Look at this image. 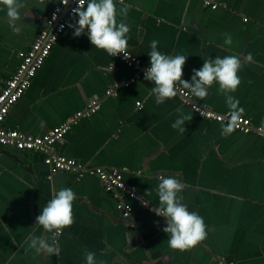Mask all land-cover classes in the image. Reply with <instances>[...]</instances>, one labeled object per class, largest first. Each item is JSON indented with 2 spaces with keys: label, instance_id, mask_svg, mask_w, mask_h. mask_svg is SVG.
Masks as SVG:
<instances>
[{
  "label": "crops",
  "instance_id": "0c3cea01",
  "mask_svg": "<svg viewBox=\"0 0 264 264\" xmlns=\"http://www.w3.org/2000/svg\"><path fill=\"white\" fill-rule=\"evenodd\" d=\"M213 1L214 10L203 0H123L131 5L125 17L120 0H114L117 22L130 27L127 50L143 66H150L154 39L162 54L188 56L182 79L189 82L193 69L209 57L243 60L251 54L253 60L237 73L241 83L235 92L221 93L214 82L200 99L176 85L196 104L220 114L229 113L226 95H231L243 108L242 117L264 128V0ZM56 3L25 0L19 33L9 26L6 11H0V85L15 72L17 53L30 48ZM225 34L231 36L230 45ZM135 75V69L93 47L85 35L74 38L67 32L54 44L2 126L42 136L97 100L99 110L76 119L53 152L88 167L120 169L126 188L139 200L125 198L132 210L123 219L117 199L97 177L51 172L39 153L0 147V264H87L88 252L97 264H217L220 258L264 264V139L235 130L222 136L225 123L196 115L177 96L157 105L150 95L154 85L144 78L116 96L105 94ZM177 109L192 116L184 133L172 128ZM160 175L184 185L181 203L204 220L207 235L195 247L180 251L168 246L162 231L166 218L152 211L160 206ZM61 188L75 193L74 223L59 234L47 232L35 226L36 217ZM54 235L59 256L40 255L29 247L31 236L51 242Z\"/></svg>",
  "mask_w": 264,
  "mask_h": 264
},
{
  "label": "clouds",
  "instance_id": "9594fccd",
  "mask_svg": "<svg viewBox=\"0 0 264 264\" xmlns=\"http://www.w3.org/2000/svg\"><path fill=\"white\" fill-rule=\"evenodd\" d=\"M119 12L127 16L130 4H124ZM25 7V0H0V11H6L7 22L16 33L21 31L17 22L21 21L20 10ZM117 6L114 0H77V6L71 10V18L76 22L68 25L73 30V37H81L87 31V39L96 49L104 50L112 57L123 54L128 57L126 51L130 27L123 21L117 22ZM24 17H27L25 15ZM56 19L55 15L53 16ZM78 18V19H77ZM64 25L60 26L63 30ZM225 44L232 43L231 36L225 34ZM157 40L150 43L151 51L148 54L150 66L145 69L144 79L153 83L150 95L155 97L157 105L165 103L166 100L177 95L176 83L179 82L183 88L189 90L193 97L203 99L208 96V88L217 83L221 93L235 92L241 83L237 73L241 70L244 62H251L253 57L248 54L242 58L235 55L210 57L203 61V66L193 69L190 82L183 80V67L188 56L166 55L157 50ZM139 103V101H138ZM226 103L230 109L228 122L222 126L221 135L231 134L237 127L244 112L239 107V101L231 95H226ZM180 115L172 124V128L181 133L186 131L185 122L192 116L184 115L181 109L176 110ZM156 193L159 199V207L153 208L157 216L165 217L166 226L162 229L168 235V246L173 250L184 251L195 247L206 238V225L203 218L196 212H190L186 205L181 203L182 197L179 193L183 191L184 185L175 177L160 175ZM151 191V190H150ZM148 191V192H150ZM75 193L70 188H61L55 192L53 198L40 210L36 217V225L41 226L47 232L59 233L74 223L73 201ZM29 247L38 254L59 256L60 249L53 236L51 242L43 237L31 236L28 238ZM87 264H97L95 254H85ZM103 264V261L100 262Z\"/></svg>",
  "mask_w": 264,
  "mask_h": 264
},
{
  "label": "built area",
  "instance_id": "2783aa9c",
  "mask_svg": "<svg viewBox=\"0 0 264 264\" xmlns=\"http://www.w3.org/2000/svg\"><path fill=\"white\" fill-rule=\"evenodd\" d=\"M203 4L211 10L217 8V4L213 0H203ZM76 6L77 0H58V3L54 5L49 13L45 28L39 32L30 48L25 52L17 53L20 60L17 69L7 81L0 85V147L39 153L42 155L43 163L49 167L51 172L71 173L77 177L84 175L97 177L103 190L117 199L116 209L119 211L121 217L128 219L132 208L126 204L125 198L139 200V197L134 193L132 188H126L123 182V173L120 169L102 166L88 167L74 159L65 158L53 152V145L63 138L71 125L76 122V119L90 116L99 110L100 103L97 100H90L83 111L76 112L73 118L50 129L42 136L33 137L16 129H9L2 126L10 108L25 93L32 79L48 57L54 44L64 33H73V30L68 25L76 22L71 18V10ZM54 15L56 19L53 18ZM61 25H64L63 30L60 29ZM83 35L87 38V31ZM126 51L128 53L127 58L123 54L111 57L120 60L126 67L135 69L136 75L107 89L105 93L107 96H116L119 89L129 87L137 78H144V72L147 67L143 66L139 59L129 50L126 49ZM176 90V96L180 99L181 103L189 107L196 115L208 121L227 124L228 113L220 114L205 106L196 104L192 100L191 95L178 85H176ZM234 130L245 135L257 133L264 139V128L253 126L248 119L243 117H241V120ZM122 192L127 193L126 197L122 195ZM217 264L234 263L220 258L217 260Z\"/></svg>",
  "mask_w": 264,
  "mask_h": 264
}]
</instances>
